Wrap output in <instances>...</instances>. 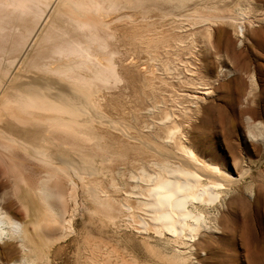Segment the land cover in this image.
<instances>
[{
    "label": "bare ground",
    "instance_id": "6f19581e",
    "mask_svg": "<svg viewBox=\"0 0 264 264\" xmlns=\"http://www.w3.org/2000/svg\"><path fill=\"white\" fill-rule=\"evenodd\" d=\"M87 2L88 6L81 9L75 0H0V87L6 85L11 77H16L12 75L19 67L36 65L40 70L37 78L32 77L34 80L30 83L19 84L16 77L6 85L8 98L23 107L38 110L41 120L35 122L38 127L33 130L13 125L4 135L14 141L16 149L23 155L34 159L36 168L43 172L37 186L15 187V195L23 210L20 207L19 211L14 210L16 213L22 211L18 214L19 218L11 213L6 201L0 197V243H4L12 255L16 250V242L21 254L17 260L9 257L8 264H49V246L72 230V218L67 216L65 198V193L70 191L65 187L63 177L68 182L66 185L72 188L76 186L74 178H78L87 195L103 210L100 214L104 212L108 220L114 221L118 212L123 213L131 221L138 222L142 234L166 239L172 243L174 250L184 253L183 250L195 249V241L197 245L201 244L200 238L208 228L204 208L220 207L223 197L235 191V187L248 173H238L196 153L189 136L182 130L181 122L174 117L172 103L168 104L171 97L168 95L167 98L163 91L159 94L161 89L157 85L160 83L150 71H147L148 74L142 72L132 94L136 100H150L149 105L143 106L135 101V104L129 103L127 106L116 103V106L112 105L114 114L103 108L100 102L102 94L93 83L98 81L105 86H116L123 78L119 74L113 51H108L103 58L98 57L105 43L96 42L99 47H93L96 33L93 34V20L87 13L89 10L93 12L103 7H113L117 0ZM243 12L236 10L235 15H240H230L228 18L242 20L245 15ZM198 20L206 22L209 17ZM89 28L92 34L85 31ZM240 29L243 31L242 25ZM134 34L136 40H142L141 33ZM161 39L156 36L150 41L151 57L160 61L165 72L172 73L177 68L175 60L162 58L163 54V57L169 55L171 45L167 39ZM159 48L160 51L157 50ZM143 73L147 76H143ZM201 93L206 94L208 91ZM183 94L194 99L197 98L198 90ZM156 112L160 116L152 117ZM146 115H150V119ZM140 116L149 120L141 124ZM253 126L264 141L263 123L254 120ZM98 153L105 157L115 154L120 158H128L132 163L135 160L140 163L139 168L136 167L138 172L130 175L134 181L133 188L125 196L118 183L112 182V187L105 189L101 178H94L100 173L95 165ZM1 155L14 164V157H6L8 154L3 152ZM85 241L93 252L95 248L93 244L90 245L89 235L85 236ZM154 250L157 257L166 258V255ZM92 254L89 259L86 258L89 260L87 262L100 264L102 261L93 258ZM96 255L98 258V253ZM83 262L80 261V264Z\"/></svg>",
    "mask_w": 264,
    "mask_h": 264
},
{
    "label": "rangeland",
    "instance_id": "374dc122",
    "mask_svg": "<svg viewBox=\"0 0 264 264\" xmlns=\"http://www.w3.org/2000/svg\"><path fill=\"white\" fill-rule=\"evenodd\" d=\"M75 1L81 9L88 6L87 0ZM117 3L111 9L103 7L99 11L89 10L87 13L93 20L94 33L91 28L85 31L88 30V34L96 33L93 47L98 48V43H105L98 57L103 58L113 51L119 74L123 78L122 83L116 86H105L98 81L93 83L100 89L103 108L114 114L112 105L116 106V103L127 106L135 101L143 106L149 105L150 100H136L132 94L142 72L148 74L150 71L160 83L157 85L156 82L161 89L159 94L163 91L167 98L171 97L168 104L172 103L174 117L181 122L182 130L189 136L196 153L238 173H248L235 187V191L223 197L220 207L204 208L208 228L200 238L201 244L197 245L195 241V249L183 250L184 253L174 250L172 243L166 239L142 234L138 222L131 221L123 213L118 212L120 218L117 215L114 221L108 220L104 212L100 214L103 210L88 196L78 178H74L77 187L72 188L66 185L68 182L63 177L62 181L70 191V195L65 193V198L67 216L72 218V230L49 246V264H80L83 260V264H93L87 262L90 253H93V258L102 261L100 264H264V141L253 126L254 120L264 125V0H135V3L133 0H117ZM236 10L244 11L242 20L228 18L230 15L239 16V13L235 15ZM202 17H209V20H198ZM134 33H141L142 40H136ZM153 36L169 41V55L163 57V54L162 58L175 60L177 68L172 73L165 72L160 61L151 57L150 41ZM34 66L19 67L12 76L18 77L19 84L30 83L40 72ZM145 74L143 76H147ZM16 77H11L4 84L8 86ZM160 78L164 82H160ZM6 85V89L0 87V197L6 201L11 213L19 218L23 210L15 195V187L37 186L43 172L36 168L34 159L23 155L16 149L14 141L4 134L13 125L33 130L38 127L35 122L41 120V116L38 110H31L10 100ZM194 89L198 90L199 99L183 94H189ZM202 91L208 93L200 95ZM154 114L152 117L160 116L158 112ZM146 116L149 119L151 117ZM144 118L140 116L139 123L149 120ZM2 152L8 154L6 157H14V164L4 159ZM96 156L95 165L100 173L93 177L101 178L102 187L108 189L118 183L123 196L132 190L134 181L130 175L138 172V160L132 163L128 158H120L115 154L105 157L98 153ZM24 158L27 160L23 161ZM19 207L22 211L16 213L14 210ZM86 235H89L90 245L93 244L95 248L93 252L85 241ZM14 246L16 250L11 255L7 246L0 243V264H8L12 257L15 260L21 257L16 242ZM86 248L88 252H85ZM153 249L166 255V260L157 257ZM82 250L83 253L80 252Z\"/></svg>",
    "mask_w": 264,
    "mask_h": 264
}]
</instances>
